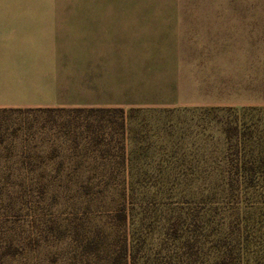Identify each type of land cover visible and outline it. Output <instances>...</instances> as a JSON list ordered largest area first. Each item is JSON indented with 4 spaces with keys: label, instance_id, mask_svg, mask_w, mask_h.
Masks as SVG:
<instances>
[{
    "label": "rangeland",
    "instance_id": "1",
    "mask_svg": "<svg viewBox=\"0 0 264 264\" xmlns=\"http://www.w3.org/2000/svg\"><path fill=\"white\" fill-rule=\"evenodd\" d=\"M0 13L109 19L125 111H0V264H264V0Z\"/></svg>",
    "mask_w": 264,
    "mask_h": 264
},
{
    "label": "crops",
    "instance_id": "2",
    "mask_svg": "<svg viewBox=\"0 0 264 264\" xmlns=\"http://www.w3.org/2000/svg\"><path fill=\"white\" fill-rule=\"evenodd\" d=\"M91 17L0 13V111L119 108L109 19Z\"/></svg>",
    "mask_w": 264,
    "mask_h": 264
},
{
    "label": "trees",
    "instance_id": "3",
    "mask_svg": "<svg viewBox=\"0 0 264 264\" xmlns=\"http://www.w3.org/2000/svg\"><path fill=\"white\" fill-rule=\"evenodd\" d=\"M78 111H83V112H87V114L90 115H98L100 116L102 119L105 118H110V120L112 119V116H114V114H121L122 117V121L120 122V125L122 128H124L125 122H124V109L123 108H75ZM40 110H45V109H40ZM51 110V109H48ZM56 110H61V109H56ZM88 129H90V125L87 127ZM233 129L235 130V134H233ZM239 130V128L236 127H231L229 126L226 131L228 133L229 137H232L233 135H237V131Z\"/></svg>",
    "mask_w": 264,
    "mask_h": 264
}]
</instances>
